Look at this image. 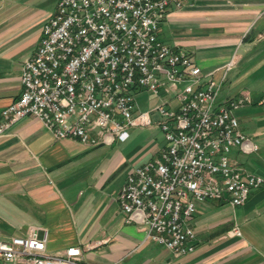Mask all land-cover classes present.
Masks as SVG:
<instances>
[{"label": "built area", "instance_id": "obj_1", "mask_svg": "<svg viewBox=\"0 0 264 264\" xmlns=\"http://www.w3.org/2000/svg\"><path fill=\"white\" fill-rule=\"evenodd\" d=\"M187 4L191 0H58L36 52L23 63L22 92L0 122L3 137L34 116L57 137L90 146L124 142L132 128L157 125L165 145L129 172L118 200L129 223L177 256L195 249L190 221L198 202L243 205L264 184L232 157L234 150H258L235 115L250 96L220 99L233 59L205 74L189 52L159 35L169 11ZM146 92L159 101L144 110L137 97ZM231 232L241 234L238 227ZM46 242L35 230L0 237V259L80 264V247L52 254Z\"/></svg>", "mask_w": 264, "mask_h": 264}, {"label": "crops", "instance_id": "obj_2", "mask_svg": "<svg viewBox=\"0 0 264 264\" xmlns=\"http://www.w3.org/2000/svg\"><path fill=\"white\" fill-rule=\"evenodd\" d=\"M191 2L169 11L159 35L189 52L205 74L233 59L220 99L250 96L235 115L258 150H234L232 157L264 178V0ZM57 3L0 0V122L22 92L23 63L36 52ZM154 98L159 101L148 92L138 95L139 107L158 103ZM140 135L134 127L124 142L90 146L57 137L34 116L16 122L0 137V237L35 230L46 234L48 253L80 247V264H264V184L243 205L198 202L190 221L195 249L185 255L147 239L142 226L127 221L118 200L127 176L165 145L164 139L142 149ZM235 227L240 235L231 232Z\"/></svg>", "mask_w": 264, "mask_h": 264}, {"label": "rangeland", "instance_id": "obj_3", "mask_svg": "<svg viewBox=\"0 0 264 264\" xmlns=\"http://www.w3.org/2000/svg\"><path fill=\"white\" fill-rule=\"evenodd\" d=\"M150 99L153 98L152 95H150ZM154 103L156 102L157 99H153ZM158 101V100H157ZM153 103V101H152ZM154 105V104H152ZM156 104V103H155ZM136 129L140 132L139 139L137 140L138 144H141L142 149H146L150 147V143L155 141V142H160L161 144H164V134L161 130H154L155 126H144V127H136ZM0 264H3V262L0 259Z\"/></svg>", "mask_w": 264, "mask_h": 264}]
</instances>
